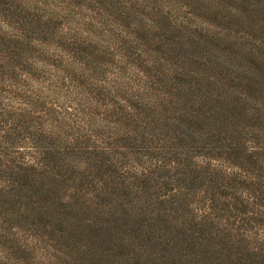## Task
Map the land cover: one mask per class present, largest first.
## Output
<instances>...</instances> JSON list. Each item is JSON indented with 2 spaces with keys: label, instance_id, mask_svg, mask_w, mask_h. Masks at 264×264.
I'll list each match as a JSON object with an SVG mask.
<instances>
[{
  "label": "clouds",
  "instance_id": "clouds-1",
  "mask_svg": "<svg viewBox=\"0 0 264 264\" xmlns=\"http://www.w3.org/2000/svg\"><path fill=\"white\" fill-rule=\"evenodd\" d=\"M0 264H264V0H0Z\"/></svg>",
  "mask_w": 264,
  "mask_h": 264
}]
</instances>
